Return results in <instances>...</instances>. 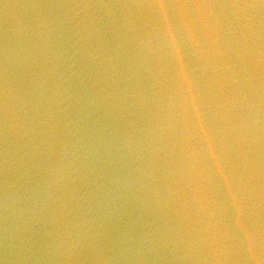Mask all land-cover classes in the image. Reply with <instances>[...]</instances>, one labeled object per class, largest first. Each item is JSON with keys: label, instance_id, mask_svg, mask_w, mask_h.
Returning a JSON list of instances; mask_svg holds the SVG:
<instances>
[{"label": "water", "instance_id": "water-1", "mask_svg": "<svg viewBox=\"0 0 264 264\" xmlns=\"http://www.w3.org/2000/svg\"><path fill=\"white\" fill-rule=\"evenodd\" d=\"M0 264H53L30 190L1 113Z\"/></svg>", "mask_w": 264, "mask_h": 264}]
</instances>
